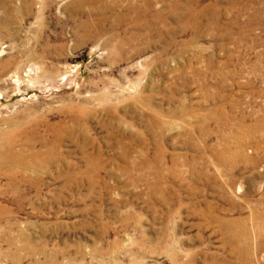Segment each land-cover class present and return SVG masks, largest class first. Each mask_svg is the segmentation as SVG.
I'll list each match as a JSON object with an SVG mask.
<instances>
[{
	"label": "rangeland",
	"instance_id": "rangeland-1",
	"mask_svg": "<svg viewBox=\"0 0 264 264\" xmlns=\"http://www.w3.org/2000/svg\"><path fill=\"white\" fill-rule=\"evenodd\" d=\"M189 1L0 0V264H264V0Z\"/></svg>",
	"mask_w": 264,
	"mask_h": 264
},
{
	"label": "bare ground",
	"instance_id": "bare-ground-1",
	"mask_svg": "<svg viewBox=\"0 0 264 264\" xmlns=\"http://www.w3.org/2000/svg\"><path fill=\"white\" fill-rule=\"evenodd\" d=\"M193 1H195V3L197 2L198 3V1L199 0H190L189 2L191 3V2H193ZM192 4V3H191ZM190 9V11L192 10V8H189ZM190 18V17H189ZM92 24L90 23L89 24V26H91ZM87 27H88V24H87ZM215 114H217V115H219L218 117H221L220 119L222 120L223 118H225L227 115H226V112L224 111V108L223 107H221L220 108V111L219 112H217V113H215ZM211 116V118H213V115H210ZM237 122V121H236ZM240 125V124H239ZM244 126V125H243ZM242 127V126H241ZM252 131H255V129L254 130H252ZM248 139V138H247ZM242 143V142H241ZM242 147V146H241ZM241 150H243L244 151V148L242 147V148H240ZM230 156V154L229 153H227V152H225V153H223L222 155H217V160H218V162L220 163V165H227V164H235V163H237L238 161H239V159H240V156H242V155H233L234 157H232V158H230L229 157ZM232 156V155H231ZM245 156V155H244ZM248 160H249V158H247ZM254 159V158H253ZM237 166V165H236ZM241 233V232H240ZM242 233H244V232H242ZM237 234V236L239 235V232H235V235Z\"/></svg>",
	"mask_w": 264,
	"mask_h": 264
}]
</instances>
